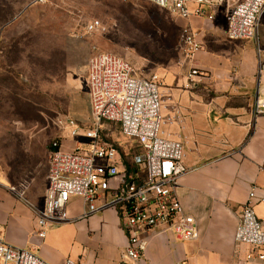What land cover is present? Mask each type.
<instances>
[{"label": "built area", "instance_id": "2783aa9c", "mask_svg": "<svg viewBox=\"0 0 264 264\" xmlns=\"http://www.w3.org/2000/svg\"><path fill=\"white\" fill-rule=\"evenodd\" d=\"M48 0H34L44 5ZM127 1V0H120ZM188 22L202 18L213 22L215 10L226 0H139ZM264 16V0H238L226 13L227 38L231 42L251 41L256 45L259 74L264 73V48L259 27ZM101 29L99 21L88 24V33ZM190 26L182 28L183 64L193 60L201 45ZM193 69L190 77L198 76ZM87 89L91 111L90 127H81L68 118L60 122L62 139L75 142L71 152L62 151V143L52 145L44 205L36 208L18 194L34 214L35 234L45 240L48 233L70 223L69 207L74 200L86 206L83 218L106 210L116 212L127 246L121 264H147L149 238L172 233L184 242L200 237L196 220L188 215L178 196L179 181L194 168L183 163V146L159 136L161 123L159 76L148 79L135 76L131 65L112 54H100L89 60ZM254 114L264 117V96L258 94ZM116 126L138 148L139 155L129 168L120 148L104 135V126ZM78 140L83 142L77 143ZM84 148L81 149L80 147ZM264 172V164L260 166ZM264 209V194L253 188L242 206L234 241L253 249L245 264H264V221L257 214ZM0 264H49L34 249L12 246L0 236ZM66 264H81L67 261Z\"/></svg>", "mask_w": 264, "mask_h": 264}, {"label": "rangeland", "instance_id": "374dc122", "mask_svg": "<svg viewBox=\"0 0 264 264\" xmlns=\"http://www.w3.org/2000/svg\"><path fill=\"white\" fill-rule=\"evenodd\" d=\"M33 2L0 0V183L42 208L53 143L61 142L64 152L76 146L62 139L60 122L70 118L81 127L91 125L86 80L92 57L112 54L128 62L137 77L159 76V136L163 139V132L173 130L163 113L164 86L169 75L184 68L181 34L186 21L139 0ZM237 3L226 0L216 8V18ZM93 21H99L101 29L88 33ZM175 120L177 128H190L184 120ZM104 128L105 137L129 159L138 153L116 126ZM184 151L185 146L183 160ZM54 230L42 250L56 261L66 263L109 249L97 229L87 231L79 222ZM32 240L35 244L39 239L33 234ZM31 245L25 249L31 250Z\"/></svg>", "mask_w": 264, "mask_h": 264}, {"label": "crops", "instance_id": "0c3cea01", "mask_svg": "<svg viewBox=\"0 0 264 264\" xmlns=\"http://www.w3.org/2000/svg\"><path fill=\"white\" fill-rule=\"evenodd\" d=\"M186 26L196 33L201 49L184 68L168 76L163 113L173 130L162 136L181 142L185 146V166L195 169L179 181L178 196L185 212L196 220L200 237L184 242L172 233L154 234L149 238L147 263L245 264L253 249L237 245L234 237L250 191L255 188L257 196L264 194V172L260 170L264 164V117L254 114L258 94L264 96V73L258 71L254 42L228 40L225 13L213 22L192 18L183 28ZM259 38L264 48V16ZM193 69L199 71L198 76L190 77ZM176 118L190 128H177ZM68 212L72 221L87 231L97 229L109 244L107 251L86 253L72 261L121 264L127 240L114 210L83 218L86 206L74 200ZM257 214L264 221L261 206H257ZM54 232L51 230L46 239ZM33 234V212L6 182L0 183L1 238L23 249L33 243L31 250L49 264H66L42 250L44 240L38 238L34 244Z\"/></svg>", "mask_w": 264, "mask_h": 264}, {"label": "trees", "instance_id": "16d2710c", "mask_svg": "<svg viewBox=\"0 0 264 264\" xmlns=\"http://www.w3.org/2000/svg\"><path fill=\"white\" fill-rule=\"evenodd\" d=\"M137 149H138V153L135 154V155H133V157H132L131 159H129V155L127 156V155L123 154V152H122L121 149H120L121 154H122L123 162H124L129 168L132 167V162H133L134 158H135L136 156L139 155V148L137 147Z\"/></svg>", "mask_w": 264, "mask_h": 264}]
</instances>
